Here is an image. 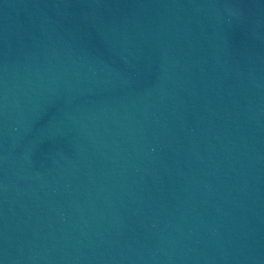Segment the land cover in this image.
Wrapping results in <instances>:
<instances>
[{"label": "water", "instance_id": "obj_1", "mask_svg": "<svg viewBox=\"0 0 264 264\" xmlns=\"http://www.w3.org/2000/svg\"><path fill=\"white\" fill-rule=\"evenodd\" d=\"M0 264H264V0H0Z\"/></svg>", "mask_w": 264, "mask_h": 264}]
</instances>
